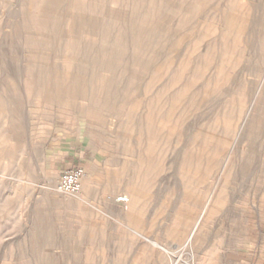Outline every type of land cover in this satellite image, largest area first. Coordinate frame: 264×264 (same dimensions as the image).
Listing matches in <instances>:
<instances>
[{
  "label": "rangeland",
  "instance_id": "rangeland-1",
  "mask_svg": "<svg viewBox=\"0 0 264 264\" xmlns=\"http://www.w3.org/2000/svg\"><path fill=\"white\" fill-rule=\"evenodd\" d=\"M0 264H264V0H0Z\"/></svg>",
  "mask_w": 264,
  "mask_h": 264
},
{
  "label": "built area",
  "instance_id": "built-area-1",
  "mask_svg": "<svg viewBox=\"0 0 264 264\" xmlns=\"http://www.w3.org/2000/svg\"><path fill=\"white\" fill-rule=\"evenodd\" d=\"M85 177V172L82 168H71L60 173L56 184V192L62 195L77 196L82 189V180ZM115 202L127 209L129 199L126 196H118Z\"/></svg>",
  "mask_w": 264,
  "mask_h": 264
},
{
  "label": "crops",
  "instance_id": "crops-1",
  "mask_svg": "<svg viewBox=\"0 0 264 264\" xmlns=\"http://www.w3.org/2000/svg\"><path fill=\"white\" fill-rule=\"evenodd\" d=\"M62 163V162H61ZM62 166V164L60 165V167ZM64 167H65V165H64ZM65 169V168H64ZM71 169V168H70Z\"/></svg>",
  "mask_w": 264,
  "mask_h": 264
}]
</instances>
